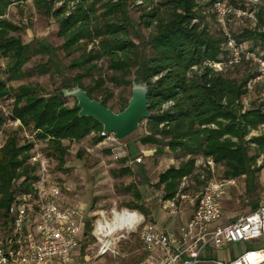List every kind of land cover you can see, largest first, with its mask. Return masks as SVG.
I'll return each mask as SVG.
<instances>
[{"label": "trees", "instance_id": "16d2710c", "mask_svg": "<svg viewBox=\"0 0 264 264\" xmlns=\"http://www.w3.org/2000/svg\"><path fill=\"white\" fill-rule=\"evenodd\" d=\"M12 1L0 0V17ZM32 1L36 9L50 13L59 23L58 35L64 39L62 48L67 54L81 51L73 62V67L82 70L75 78L77 85L90 98L101 99L113 109L109 105L113 92L108 85L132 87L137 66L138 45L126 19V2ZM55 1L63 3L53 8ZM138 1L132 2L141 8L140 22L149 30L143 41L148 53L142 76L148 88L150 116L143 120L147 128L141 143L154 145L160 154L165 148L170 150L179 163L160 174L157 186H164L163 197L174 196L180 179L193 171L195 159L200 156L212 157L223 166L225 177L250 175L249 162L264 152V136L251 138L256 142V155L250 154L242 139L264 124V86L257 84L248 89L247 82L256 71L247 61L228 64L230 52L216 22L213 1ZM233 4L235 8L253 11L257 23L248 28L242 27L243 19L237 26L231 20L229 29L239 42H250L251 48L264 56V9H255L246 0H233ZM101 9L102 13H98ZM17 31L10 21L0 18V60L6 61L0 69V102L11 112L0 116V134L8 132L0 147L1 224L11 221L7 209L12 202L34 200L37 152L46 155L49 163L55 160L57 168L62 169L69 150L64 141L79 142L92 132L98 133L96 142L103 141L102 125L92 118L79 117L77 101L69 106L62 92L44 96L23 85L11 89L9 83L24 76L30 50L19 36L10 34ZM217 63L221 69L215 67ZM84 77L90 80L88 85L81 81ZM248 95L255 99L246 105L244 98ZM116 104L121 111L128 99ZM16 120L21 121V128L30 130L32 140L3 129L5 123ZM134 196L137 202L142 198L136 191ZM125 206L147 213L134 202ZM85 228V234L91 233L90 221Z\"/></svg>", "mask_w": 264, "mask_h": 264}, {"label": "rangeland", "instance_id": "374dc122", "mask_svg": "<svg viewBox=\"0 0 264 264\" xmlns=\"http://www.w3.org/2000/svg\"><path fill=\"white\" fill-rule=\"evenodd\" d=\"M121 1L126 2L124 4L126 19L130 24L132 39L138 45L134 82L140 83L143 82L142 65L146 62L148 53L143 43L146 37L144 35H147L149 30L140 22L141 8L136 7L133 0ZM246 2L250 3L249 0ZM62 3L63 1H55L53 8L59 7ZM102 11L103 9L98 13ZM0 18L7 19L19 29L10 34L19 36L23 43L29 44L30 49L23 68L24 76L20 80L10 82L11 89L14 91L18 86L23 85L34 89L36 94L44 96L62 92L68 105L74 106L77 101L75 97L65 94L66 91L79 87L75 78L82 70L73 67L75 65L73 62L79 57L81 51L77 50L67 54L62 48L64 39L58 35L59 23L55 18L50 13L36 9L32 0H13ZM240 23L242 27H254L248 17H244ZM238 24L239 22L234 25ZM5 63L4 59L0 60V69H3ZM81 81L84 85L90 82L86 77ZM108 86L113 92L109 105L113 106V110L117 112L119 107L116 103L130 98L131 86ZM254 99V96L248 95L244 101L248 105ZM7 113L10 115V108L0 102V116H5ZM21 127L20 120L10 121L3 125V129H10L9 132L16 131L19 136L32 140L30 130ZM146 128L145 122H141L136 131L125 139L119 140L120 143L115 149L103 142H96L95 137L98 133L94 132L79 142L64 141V144H69L64 167L58 169L55 160L50 163V178L56 181L62 189L56 201L61 204L65 203L67 207L80 206L87 219L91 218V213L96 209L121 208L126 207V203L134 202L146 210L147 213L143 215L155 223L158 228L167 225L166 228L175 230L181 222H186L189 211H184L175 218L168 216L161 201L164 186H157L160 174L169 166H178L179 163L174 159L170 150L165 148L164 153L160 154L155 152L154 145L141 143V138L146 135ZM7 133L4 131L0 134V147ZM256 136H264V124L260 125L257 130L247 133L242 139V142H247L250 154L255 155L258 152L254 150L256 142H253L251 138ZM232 140L236 142L237 138L234 137ZM116 153L119 154L117 160L114 159ZM258 157L256 156L249 162L251 174H243L237 178L225 177L224 167L216 165L217 177L235 180V183L228 186L226 192L221 193L223 206L221 223L232 222L258 205L260 184L263 181L257 162ZM138 158L141 159L140 162L136 161ZM198 189L199 187H195V190ZM135 191L142 196L138 202L134 196ZM85 229L84 227L78 234V245L72 252L77 258V264H140L146 258L137 234L133 233L128 238L122 239L110 251L102 254L92 234L85 236ZM257 247L260 246L252 245V242L230 243L222 248L214 249L211 257L224 259L229 255L232 258L247 248Z\"/></svg>", "mask_w": 264, "mask_h": 264}, {"label": "built area", "instance_id": "2783aa9c", "mask_svg": "<svg viewBox=\"0 0 264 264\" xmlns=\"http://www.w3.org/2000/svg\"><path fill=\"white\" fill-rule=\"evenodd\" d=\"M212 1L216 22L225 38V48L230 52L228 64L247 61L256 71L247 82L248 89L257 84L264 86V56L251 48L250 42H239L229 29L231 20L239 21L244 17L255 26L254 12L235 8L233 0ZM249 2L255 9H264V0ZM215 67L221 69V64L217 63ZM100 135L103 136L101 142L112 149L120 143L114 133L102 130ZM260 157L264 159V152L257 159L263 177L258 205L224 224L221 223V193L226 192L235 180L217 177V164L212 157L196 158L193 171L180 179L174 196L162 197L170 218L187 210L190 212L186 222L172 230L156 227L142 212L127 207L96 209L90 219L80 206L63 207L56 201L62 189L50 178L49 158L37 152L34 160L39 169L34 200L30 202L29 198H24L12 202L7 209L11 221L0 223V264H77L72 252L87 221H90L91 234L102 254L122 239L137 234L146 253L140 264H264V160ZM118 158L119 154H114V159ZM195 187L199 189L195 190ZM237 242H252L260 247L247 248L232 258L229 255L224 259L211 257L214 249Z\"/></svg>", "mask_w": 264, "mask_h": 264}, {"label": "water", "instance_id": "95a60500", "mask_svg": "<svg viewBox=\"0 0 264 264\" xmlns=\"http://www.w3.org/2000/svg\"><path fill=\"white\" fill-rule=\"evenodd\" d=\"M65 95L73 96L77 100L79 117H89L98 121L104 132L114 133L118 140L131 135L140 123L150 116L146 82L132 83L127 106L117 112L105 106L103 100L90 98L80 87L66 91Z\"/></svg>", "mask_w": 264, "mask_h": 264}, {"label": "crops", "instance_id": "0c3cea01", "mask_svg": "<svg viewBox=\"0 0 264 264\" xmlns=\"http://www.w3.org/2000/svg\"><path fill=\"white\" fill-rule=\"evenodd\" d=\"M233 21L235 22V23H238V21L237 20H235V19H233ZM60 205H62L63 207H67V205L64 203V204H61V203H59ZM70 204V203H69ZM71 205V204H70ZM69 206V205H68ZM72 206V205H71ZM71 206H69V207H71ZM188 211V210H187ZM93 214V212L91 213V215ZM189 214H190V212H189ZM89 216V215H88ZM189 216V215H188ZM188 218V217H187ZM148 220V219H147ZM181 223H183V222H181ZM163 228H166L167 227V225H166V227L165 226H162ZM166 229H168V228H166ZM84 234H85V231H84ZM85 236H86V234H85Z\"/></svg>", "mask_w": 264, "mask_h": 264}]
</instances>
